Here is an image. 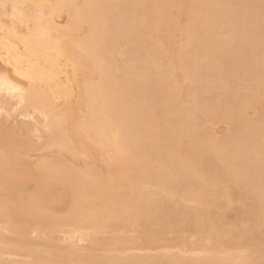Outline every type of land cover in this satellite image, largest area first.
<instances>
[{"label": "bare ground", "instance_id": "1", "mask_svg": "<svg viewBox=\"0 0 264 264\" xmlns=\"http://www.w3.org/2000/svg\"><path fill=\"white\" fill-rule=\"evenodd\" d=\"M253 234L264 0H0V264H264Z\"/></svg>", "mask_w": 264, "mask_h": 264}, {"label": "rangeland", "instance_id": "2", "mask_svg": "<svg viewBox=\"0 0 264 264\" xmlns=\"http://www.w3.org/2000/svg\"><path fill=\"white\" fill-rule=\"evenodd\" d=\"M252 3V2H251ZM251 3H249V5H251ZM176 10H174V12H175ZM244 83V82H243ZM244 85V86H243ZM246 84L244 83V84H242V82L240 83V86H241V88H240V91H241V93L242 94H244L245 92H248V85H246ZM243 88H244V91H243ZM20 122V121H19ZM3 123V125H4V123H6V122H2ZM14 123H15V125H16V128H15V126H14ZM8 122V124L6 123L5 125L6 126H3V128H4V130H13V129H15V131L17 130V128L18 127H20L19 125H21V123L19 124L18 123V121L16 122ZM11 124V125H10ZM10 125V126H9ZM13 126V127H12ZM21 127H22V125H21ZM217 129L219 128V126H217L216 127ZM18 130H19V128H18ZM18 130H17V134H16V136L17 137H21V135L23 136V132L21 133V135H20V132H18ZM24 137V136H23ZM34 144H32V146H31V148H30V150L31 151H28V156L29 157H31L30 158V160H31V162H36V160L38 161V160H40V159H42V158H45V157H53V155H54V153L56 152V151H45V153H43L42 151H40V153H39V151L38 152H36L35 150H39L38 148V146H37V144H36V142H33ZM36 147H38V148H36ZM51 153V154H50ZM48 154V155H47ZM58 152L57 153H55V156L57 157L58 156ZM38 155H40V156H38ZM44 155V156H43ZM46 155V156H45ZM43 156V157H42ZM54 156V157H55ZM37 157V158H36ZM39 157V158H38ZM88 163H86V160H85V162H84V160L82 159V160H80V161H73V160H69V163H68V165L71 167V165L75 168V169H77V170H82V169H84L86 166L87 167H94V168H99L98 166H99V162L98 161H95L96 163H97V165H95V162H92V161H87ZM94 165V166H93ZM101 165V164H100ZM81 169H80V168ZM102 172H104L105 173V170H102ZM230 186H234V184H232V183H230L229 184ZM220 186H222V185H220ZM221 188V187H220ZM219 187H218V189H220ZM208 190H209V192H210V189L209 188H206L205 187V189H204V191L206 192V194H207V192H208ZM239 198L238 197H235V200H238ZM220 201H221V203H227L224 199H223V202H222V199L220 198ZM183 203V202H182ZM181 203V205L180 204H178L176 207H178L179 205V209L181 208V207H183V208H181V210L178 212L177 210H179L178 208L176 209V207L174 208L175 209V211H177L180 215H185V213H186V211H187V209L189 208L188 207V203H183L182 204ZM185 204H187L186 206H185ZM239 205H238V207H237V205H236V207H235V209L238 211V213L237 214H239L240 215V213H241V210H243L242 208H243V206H241L242 205V203L240 204V203H238ZM190 206V205H189ZM240 207H242V208H240ZM184 209V210H183ZM186 210V211H185ZM220 210V209H219ZM222 210V213H223V209H221ZM183 211H185V213H183ZM221 211H219V213H220ZM229 212V211H228ZM227 212V213H228ZM222 213H220L221 215H222ZM223 214H226V210H224V213ZM230 214V212L228 213V215ZM237 214L236 213H234V214H230L229 215V217L230 218H234L235 216H237ZM229 221V220H228ZM241 232L242 231H244L243 230V228H241V230H240ZM192 233V232H191ZM191 233H189V235L190 236H192L191 235ZM193 234V233H192ZM243 236H244V234H245V232L244 233H241ZM173 235V236H172ZM171 236H170V238L171 239H174L173 237H177V234L175 235V234H172ZM175 235V236H174ZM190 236H188V237H190ZM251 236V235H250ZM248 236V238L250 239V240H252V242L251 243H255L256 244V242H259V240L262 242L261 244H263V242H264V237H261L260 235H259V237H257L258 236V234H253V236ZM135 237H137L136 235H135ZM168 238H169V235H168ZM191 238V237H190ZM252 238H255V241L256 242H254L253 240L254 239H252ZM193 239V238H192ZM257 239H258V241H257ZM194 240H196L195 242L197 243V241H198V238L196 237V238H194ZM194 240H191L190 239V242L191 241H193L194 242ZM195 243V244H196ZM194 244V245H195ZM258 244V243H257ZM84 245H86V244H82V245H80V246H84ZM264 245V244H263ZM199 247H200V244H199ZM195 248L197 249V250H199L198 249V244H196V246H195ZM162 251H155V253H157V255H159L160 253H161ZM140 254V253H139ZM142 254V253H141ZM154 254V253H153ZM262 257L264 258V256L262 255ZM16 260H19V258L18 257H14ZM263 262H264V259H263Z\"/></svg>", "mask_w": 264, "mask_h": 264}]
</instances>
